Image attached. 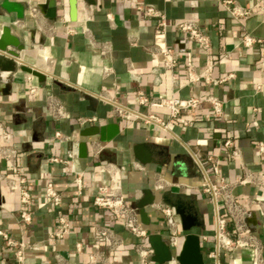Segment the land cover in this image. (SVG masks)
Wrapping results in <instances>:
<instances>
[{
  "label": "crops",
  "instance_id": "obj_1",
  "mask_svg": "<svg viewBox=\"0 0 264 264\" xmlns=\"http://www.w3.org/2000/svg\"><path fill=\"white\" fill-rule=\"evenodd\" d=\"M2 1L0 33L9 25L23 48L13 57L14 70L0 65V120L12 133L16 168L26 176L31 200L22 204L9 188L6 178L14 167L0 153V229L26 243L24 264H94L93 259L102 263L112 253L120 264H142L137 243L150 246L149 233L167 238L170 232L155 202L175 209L179 244L171 248L173 254L185 234L194 232L204 264H216L217 259L218 264H252L251 243L222 249L217 259L209 255L215 248L217 204L228 217L229 235L235 237L236 226L244 223L264 257V150L258 146L264 143V72L256 66L264 45L241 40L245 32L264 38L263 13L235 18L220 0H77L71 19L69 0H55L52 19L37 7L44 0H14L25 4L19 18ZM236 1L245 7L256 2ZM138 3L163 12V31H157L161 17L144 15ZM182 19L195 20L209 35L210 51L226 55L213 63L212 76L232 72L233 77L217 84L188 81V71L202 73L209 54L176 29ZM2 56L12 65L10 55L0 52ZM169 56L176 60L171 67L164 64ZM23 64L41 71L42 77L21 69ZM31 83L37 87L34 94L27 91ZM208 94L223 101V113L215 115L203 99L190 110L193 119L188 124L171 120L166 108L149 103L161 96ZM141 95L147 100L141 101ZM118 107L154 113L168 122V129L142 117H126ZM113 124L118 132L108 137ZM225 138L232 143L214 173L208 157L221 154ZM79 145L85 155H79ZM51 156H71L74 170L82 172L80 192L71 165ZM114 169L126 202L147 229L146 237L134 235L110 209L92 202L97 186L109 182ZM205 173L214 182L227 183L216 202L200 187ZM48 181L59 192V203L45 193ZM226 192L236 199L235 207L224 200ZM149 197L151 202L143 205L148 216L144 223L137 206ZM177 207L190 216L189 229H183ZM23 209L30 212V221L21 218ZM60 216L68 225L61 236L65 225ZM97 226L108 227L120 245L110 250L98 244ZM172 263L179 264L175 259L165 264ZM0 264H17L13 248L1 235Z\"/></svg>",
  "mask_w": 264,
  "mask_h": 264
},
{
  "label": "built area",
  "instance_id": "obj_2",
  "mask_svg": "<svg viewBox=\"0 0 264 264\" xmlns=\"http://www.w3.org/2000/svg\"><path fill=\"white\" fill-rule=\"evenodd\" d=\"M220 1L225 9L235 18L247 17L254 12H261L264 14V0H256L252 7H245L242 4L238 3L236 0ZM137 7L143 12L144 15L160 16L161 19L159 21L157 31L161 32L165 29V17L163 12L158 10L156 7L148 4L145 5L138 3ZM175 27L183 35L184 39H193L194 41L199 43L205 50H207L209 54L202 73L199 74L190 69L187 73L188 81L193 82L199 79H203L207 83L217 84L233 77L234 74L232 72L220 77L212 76L211 68L213 66V63L216 60L225 59L226 55H218L210 51L211 41L209 35L199 26V24L195 20L182 19L175 24ZM241 40L245 45H251L254 43H262L264 45L263 37L253 36L247 32L242 34ZM170 51V48L165 49V52L169 53ZM175 63L176 60L172 56H169V58L164 62V64L169 67L173 66ZM256 66L264 72V52L256 61ZM30 77L31 75L28 74V78ZM27 91L31 94H34L37 91L36 85L32 83L29 84L27 86ZM203 99L207 100L211 104L215 115H221L223 113V101L215 94H208L204 98H200L197 96H161L158 99L150 100L149 103L154 106L166 108L169 112L171 120L179 124H188L193 119V115L190 110L194 109ZM146 100L147 98L141 95V101ZM117 111L126 117L145 118L163 129H168V122L154 113L144 114L142 112L123 107H118ZM55 135L57 137H60L61 134L59 131H55ZM231 143L232 142L230 138H225L223 140L221 154H219L218 156L208 157V159L211 161V166L214 173L218 172L219 162L225 155L228 154V147L231 145ZM258 146L260 150H264L263 142L259 141ZM233 152L235 153L236 150H233ZM0 153L5 161L8 162L12 167H14V172L12 173V175L6 178L9 188L17 192L19 200L22 204H28L31 200V194L29 189L26 187V176L16 168L17 149L12 143V133L5 127L1 120ZM50 159L53 161H65L71 165V169L75 173L74 180L77 185V189L80 192L82 188V172L74 170L71 162V156H67L66 158L51 156ZM262 177L264 178V174H262ZM226 186V182H214L207 173L203 175L202 181L200 182L201 189L208 192L213 197L215 202L217 200V195L222 190H225ZM45 193L49 197H51L55 203L60 202V194L59 192H57V190H55L52 181H48L46 183ZM223 198L231 206L235 207L237 205L236 199L229 192H226ZM92 202L96 205L110 209L121 219L124 226L134 235L138 237L147 236V229L140 224L137 212L126 202L124 198L121 190V178L118 169L112 170L109 182L102 183L97 186V191L93 196ZM154 204L161 211L167 225L170 228L169 235L166 238L167 243L171 248H176L179 244V240L178 234L175 230V209L173 206L164 202H155ZM20 216L24 221L31 220L30 212L25 209L20 211ZM59 220L65 225L63 230L58 234L61 236L68 230V225L66 219L63 216H60ZM227 221V215L222 213L218 205L216 204L214 225L215 248L209 252V255L217 259V255L222 249H230L235 245H245L251 243L253 247L252 264H264L261 245L255 241V238L251 234L249 227L244 223L237 225V235L235 237H232L229 235L227 230ZM0 235L4 238L7 245L13 248V253L15 255L17 264H24L26 243L22 239L11 237L5 230L2 229H0ZM51 235H54V233H52ZM94 238L98 244L105 246V248H108L110 250L117 248L121 243L119 239L114 237L110 229L105 226L95 227ZM77 246L79 248V243L77 244ZM136 251L142 264H155V261L151 260L150 258V254L152 252L151 246H149L147 243L138 242L136 245ZM90 257L93 258L92 255H90ZM93 262L94 264H120V259L117 254L112 253L109 255L108 259L106 261H102V263H100L97 259H93ZM218 263L219 262L217 259L216 264Z\"/></svg>",
  "mask_w": 264,
  "mask_h": 264
},
{
  "label": "water",
  "instance_id": "obj_3",
  "mask_svg": "<svg viewBox=\"0 0 264 264\" xmlns=\"http://www.w3.org/2000/svg\"><path fill=\"white\" fill-rule=\"evenodd\" d=\"M2 6L7 10L16 11L19 18L23 17V11L25 4L14 0H3ZM37 7L48 17L54 18L56 14V1L55 0H44V2H39ZM69 13L71 19L75 18L77 11V0H69ZM13 46V48H9ZM23 48V44L18 42V37L11 33L9 25H3L0 33V51L2 53H7L10 55V61L12 65L7 64L4 56L0 57V65L2 69H15V62L13 57L18 55V51ZM21 69L28 71L38 77H42L41 71L28 65H21ZM110 136L112 137L118 132L117 125L112 126ZM102 130L100 131V133ZM136 148V147H135ZM79 155H85V147L79 145ZM152 198H144L141 203L138 204V211L140 214L141 221L144 223L148 222L147 212L144 209V204L151 202ZM177 212L181 217L183 229H189L191 218L189 215L185 214L180 208H176ZM148 241L152 249V254L150 256L151 260L157 262L158 264H165L173 259L177 260L179 264H204L203 254L201 251V244L199 235L194 232H187L182 241L181 247L177 254H173L171 247L167 243L165 237L162 236L160 232H151L148 234Z\"/></svg>",
  "mask_w": 264,
  "mask_h": 264
}]
</instances>
